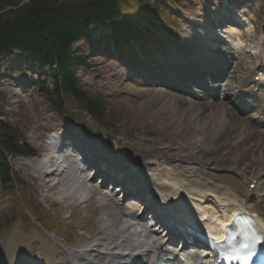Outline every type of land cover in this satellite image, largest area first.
I'll return each instance as SVG.
<instances>
[{
    "label": "rangeland",
    "instance_id": "obj_1",
    "mask_svg": "<svg viewBox=\"0 0 264 264\" xmlns=\"http://www.w3.org/2000/svg\"><path fill=\"white\" fill-rule=\"evenodd\" d=\"M67 1V0H66ZM127 0H121V2H126ZM153 1V0H150ZM188 1V2H187ZM181 4H186L184 6L185 10L183 14L188 15H196L201 12V10H213V7L210 5H206L207 8L202 7L201 0H180ZM137 0H132L127 2L126 9L129 8V10L135 9L137 11ZM240 5H243V10H245V3H241ZM198 13H196V11ZM248 11V10H247ZM249 12V11H248ZM260 12V10H259ZM256 16V19L258 22L264 24V13H258V14H249V17ZM137 17V16H136ZM139 19V18H138ZM168 22V21H167ZM166 22V23H167ZM179 23H181L179 21ZM98 34L97 31H92V35ZM104 35V34H103ZM177 42H181V36L176 37ZM175 39V40H176ZM82 46H78L80 48ZM94 58V57H93ZM92 59V58H90ZM250 57H248V60L250 61ZM22 58L19 56H16L11 59V62L9 64L10 67L16 66L18 64H23ZM105 61V60H104ZM91 61L93 65H96V69L103 70L108 69L109 67H115L117 70L116 72H107L104 73L103 76L99 77V79L104 80L103 83L97 84L92 82L93 78H95V74L93 73H81L80 78L83 80L82 84H88L89 88H92L93 93L90 94L89 97L92 101H97L99 106L102 105V107L107 108L105 109L107 118L112 119L109 123V125L114 124L113 127H116L115 129L109 130L105 128L101 124H97L100 128L101 135L104 134L106 136H113L114 139H120V142L122 143L120 145V151L122 156L125 157L126 152H130V155L133 154L134 160H142V153L134 155V150L141 149L145 144L146 146L149 145V143L146 142V140H138L135 141L131 138L133 135H142L141 133H147L148 136L155 135V138H159L156 140L159 141H167L173 145H176L175 142H180L181 145H176L178 149L180 150L181 155H185L186 152L191 151L193 147L195 146L193 136L197 135L200 137L199 144L196 145L194 150L197 151V155H195L196 158L200 159L201 154H211L213 156L223 154L225 152H234V148L236 145L242 146L245 145L243 142L240 143L237 139V134H233L228 139H218L215 135V130L213 128V123H220L223 124L220 120L221 118V111L218 112L213 106L209 107H200L197 106V108L190 109L191 106H181L178 108L179 110H176L174 112H170L167 110L169 108V105L172 103H177L174 100H169L168 95L156 91H151L149 89L142 88L141 86L146 85H140L137 86L135 84H130V81H127L125 79V76L128 74L127 71L121 67L117 66L116 63L113 61ZM241 66L238 64L235 69L232 70L230 73L229 82L231 81V84H233L236 80V76L241 75ZM6 83H4V86H0V89L4 90L7 86H5ZM100 93V94H99ZM103 95V96H102ZM100 96L104 99V101L97 100L93 97ZM11 101L14 100L12 96L8 97ZM20 107L18 108V112H7L8 117H11V121L9 122L11 125L12 130H19V131H27L31 127H42V125H49L54 122H57L56 118H53L48 112L49 109L46 105H44V101L40 98H36V94H33L30 96H24L22 102L18 104ZM176 105V104H175ZM15 105L10 106V109H13ZM179 106V105H176ZM16 108V109H17ZM66 108L68 110H71L69 115H72L71 118L75 122V119L78 121H84L88 120V117L86 114L83 113V108H81V105L76 102L75 100L71 101L68 105H66ZM222 109V108H221ZM3 110V108H2ZM191 110L193 112H196L198 116L201 118H207L210 114H216L212 118V121L206 128V131L203 133H197L196 130H194V118L191 115ZM5 112V111H4ZM228 116V115H227ZM5 120V119H4ZM227 124L232 123L233 127L236 129L240 122L234 121L232 118L227 119ZM6 121V120H5ZM242 123V122H241ZM87 124V121L85 122ZM89 127V132L95 136L96 134V127L92 126L91 124L87 125ZM228 127V126H227ZM227 129L224 128L223 131ZM129 132H131V136L129 137ZM233 133V132H232ZM117 134V136H116ZM139 137V136H138ZM104 138V137H102ZM149 139V138H146ZM162 141V142H163ZM31 144H33L35 147H38V143L34 140L30 141ZM226 147L227 150H221L222 148ZM234 147V148H232ZM191 148V149H190ZM125 150V152H123ZM175 151L171 150L170 153H174ZM190 153V152H189ZM39 155V152L37 153ZM193 155V154H192ZM246 155H248L246 153ZM239 155H235L233 159L237 162L239 160ZM178 158V157H177ZM190 158H194V156L190 155ZM19 160V161H18ZM21 159H15L12 161L11 165L13 167L14 172H18L19 176L22 175L23 180L28 183V189L24 192L29 194L30 197L33 200H39L42 201V195L45 193V185L43 184V180L40 178H37L38 173L34 172L33 169L30 167L29 161L23 162ZM129 161V160H128ZM185 162V160H184ZM191 163V162H190ZM190 163H183V167H188V164ZM167 169H171V167L166 166ZM216 173L218 172L215 170ZM167 172H170L171 174H174L175 172L172 170H168ZM177 173L180 171L176 170ZM186 176H188L187 173H184ZM170 178V176L168 175ZM173 177V176H172ZM21 178V177H20ZM22 179V178H21ZM61 188V186H59ZM52 187L49 189L48 192L51 190L56 191L55 194H62L61 191H59V188ZM26 188V187H24ZM20 192V188H15L14 192H12L6 199H2V192L0 191V223H6L8 221V218L12 216V211H16L17 216H19L21 219L17 222L13 223L9 226L15 234L20 237L21 230L19 231V225L24 229V225L27 226L29 230V236L26 237V239H30L32 241L33 239L37 238V236H41L40 231L38 230V225H36L33 221V219H30V217L24 218L23 215H25V212H23L22 208H19L17 206L16 209H13L12 206L17 205L16 202L27 200L26 198H22V196L16 197L17 194ZM47 191V189H46ZM40 193V195L38 194ZM49 197V196H47ZM50 199H56L55 196H50ZM94 200V197L92 198ZM46 203V206L49 207V209L44 210V212L47 214L48 218L50 219V222L46 223L45 225H52L54 223L55 225H60L64 227L65 225V218L66 214L72 210L75 205L68 204V202L53 204L48 201L47 199L44 201ZM26 209H29L28 205L24 202L23 203ZM81 205H77V211H79L77 214H82L84 208H82ZM87 210L89 208V205L86 207ZM85 208V209H86ZM28 215V214H27ZM46 216V215H44ZM57 216H59V219H57ZM53 218V219H52ZM75 223V228L68 227L72 234H78L76 227L79 228V230L83 231L84 236L81 238V241L88 240L90 238H93V233L95 232V229L98 227L94 224H92V219L94 218L93 213L92 215L87 218H80L71 216ZM61 223V224H60ZM20 232V234L18 233ZM85 232L87 234H85ZM96 235V234H95ZM94 235V236H95ZM22 240V238H21ZM19 240L18 242H21Z\"/></svg>",
    "mask_w": 264,
    "mask_h": 264
},
{
    "label": "trees",
    "instance_id": "obj_2",
    "mask_svg": "<svg viewBox=\"0 0 264 264\" xmlns=\"http://www.w3.org/2000/svg\"><path fill=\"white\" fill-rule=\"evenodd\" d=\"M159 1L162 0H137L138 7L151 27H156L153 21ZM18 2L0 0V10L15 6ZM119 9L120 0H75L71 3L49 0L29 3L17 11H7L0 15V55L5 56L16 50L42 66L57 65L60 69H69L71 65H83L81 57L72 53L71 46L77 41H87L90 26L107 22L117 31L127 27ZM66 78L67 74L61 75L62 85L57 86L51 95L57 111L60 113L63 109V97L69 96L80 102L95 120L104 119V107L87 98ZM0 151V180L3 184L10 183L11 171L5 155H28L31 151L16 131L1 122Z\"/></svg>",
    "mask_w": 264,
    "mask_h": 264
},
{
    "label": "bare ground",
    "instance_id": "obj_3",
    "mask_svg": "<svg viewBox=\"0 0 264 264\" xmlns=\"http://www.w3.org/2000/svg\"><path fill=\"white\" fill-rule=\"evenodd\" d=\"M164 68H165V66H163L162 69L164 70ZM162 81H163V78H162ZM168 99L171 100L172 97L169 95ZM175 104L179 105V106H176ZM180 106L181 105L179 103H172L171 105H169V108H167V110H169L170 112H174L176 110H179L178 108H180ZM192 106H196V105H192ZM221 108L223 110V113L220 115L222 118L221 122L223 124H220L217 122L213 123L212 129L215 130V134H216L215 136L218 139H220V138H230L233 134H237L236 136L238 139L241 138L243 141H248V142L251 141L249 136L250 135L253 136L254 134L251 133L250 131H248L249 129L248 130L246 129L247 126H244L245 127L244 131L238 132L239 128L242 129V124H241V126L239 124L236 129L233 127L232 123L226 125L227 121H228L227 120L228 117L225 115L226 113H225V110L223 109V107H221ZM179 111H181V110H179ZM217 111L221 113L220 108H217ZM192 114H194L192 116V118H194V125H195L194 130H196L199 133L206 131V128L208 127V125L212 121V118L214 117V115H216V114L212 113L207 118H201L200 116L197 115L196 112H193V110H191V115ZM224 128H227V129H225L223 131ZM243 134H246V135H243ZM193 140H194V142L198 143L200 141V137L195 135V136H193ZM236 146H238V145H236ZM258 147L260 148V145H258ZM143 153L146 154L147 152H143ZM29 163H30V167L35 168V169L40 164L38 161H35V160H30ZM149 169H153V168L149 167ZM63 186L64 185H62V187ZM78 188L79 187L76 184H73V182H72L68 186L67 192L70 193L71 196H74V193L78 190ZM64 189H65V187H64ZM181 189L184 190L185 188L181 186ZM189 194L191 195V197H193V199H192L193 201H196L197 199H201V198L206 199V196L207 197L210 196L211 199L216 203H218V202L226 203L225 201L227 200L226 197L224 198L221 196V195H226V194L221 193V191H219V190L208 189L206 187H203V185H201L200 188H196V187L191 188L189 191ZM203 216H205V214H203ZM100 221L102 224L100 229L104 232L105 235L113 236L114 238H113L112 244H116L119 247H125V248H127L128 246L129 247H135L136 245H138V243H143V242L147 241L145 236L137 233L136 226L133 223H131L130 221H125V222L121 221L120 217H118L113 210H107L105 213H102ZM107 233L111 234V235H108ZM120 238H125L122 243H119ZM87 247L91 248V249L96 248L99 252H101V250L104 249V243L102 241H100V239H95L93 241L88 242ZM118 250H119V248H118ZM10 252H11V250H10ZM10 252H8V254ZM115 254H116V252L110 253L107 255V257H111ZM111 258H114V257H111ZM70 263L76 264V262L73 261L71 258H70ZM3 264H6V263L4 262Z\"/></svg>",
    "mask_w": 264,
    "mask_h": 264
},
{
    "label": "snow or ice",
    "instance_id": "obj_4",
    "mask_svg": "<svg viewBox=\"0 0 264 264\" xmlns=\"http://www.w3.org/2000/svg\"><path fill=\"white\" fill-rule=\"evenodd\" d=\"M233 258H235L237 260H240L241 259L239 256H236V257L230 256V257H228V259H233ZM250 259H251V253H249L248 256L243 259L242 264H249Z\"/></svg>",
    "mask_w": 264,
    "mask_h": 264
},
{
    "label": "water",
    "instance_id": "obj_5",
    "mask_svg": "<svg viewBox=\"0 0 264 264\" xmlns=\"http://www.w3.org/2000/svg\"><path fill=\"white\" fill-rule=\"evenodd\" d=\"M28 1H36V0H21L20 6H18L17 8L21 7L23 4H25ZM6 9H10V8H6Z\"/></svg>",
    "mask_w": 264,
    "mask_h": 264
}]
</instances>
